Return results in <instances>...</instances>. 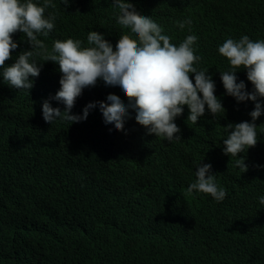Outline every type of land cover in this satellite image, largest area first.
<instances>
[{"label":"trees","instance_id":"obj_1","mask_svg":"<svg viewBox=\"0 0 264 264\" xmlns=\"http://www.w3.org/2000/svg\"><path fill=\"white\" fill-rule=\"evenodd\" d=\"M189 1L129 0L136 11L168 27L174 41L198 37L194 47L203 60L197 67L209 69L223 93L231 110L227 124L249 121L254 102L238 103L225 93L219 71L229 70L228 63L206 45L202 34H187V26H176L186 19L195 27L207 21L204 2L188 6ZM52 3L56 7L46 9V15L54 12L57 17L54 35L46 39L50 45L67 38L86 43L93 30L108 37L117 34L118 9L112 0ZM52 72L60 80L57 64ZM236 75L247 90L252 86L245 70ZM101 85L98 80L96 86ZM7 87L0 76V264H264V235L257 230L260 237L252 235L253 243L249 238L256 217H264L259 203L264 194V143L255 147L258 172L252 179L240 168L228 176L232 164L219 152L227 124L191 125L193 132L183 133L176 144L138 129H133L134 141L119 142L106 130L92 131L95 108L74 124L62 119L46 123L39 100L28 99L21 110L13 106L7 111ZM82 95L73 114L82 115L90 103ZM52 101L63 110V104ZM184 112L188 116L187 106ZM31 140L43 146L41 153L46 151L37 166L26 154ZM171 146L180 156L163 161ZM159 147L162 153L154 161L143 162L147 151ZM201 161L212 165L218 185L226 190L223 201L203 193L184 194ZM237 232L242 235L236 240Z\"/></svg>","mask_w":264,"mask_h":264},{"label":"clouds","instance_id":"obj_2","mask_svg":"<svg viewBox=\"0 0 264 264\" xmlns=\"http://www.w3.org/2000/svg\"><path fill=\"white\" fill-rule=\"evenodd\" d=\"M202 1L208 13L205 23L195 27L191 19H186L177 21L176 26L181 30L187 26V34H202L208 39L206 45L228 63L229 70L219 71L225 93L238 103L254 102L249 121L227 124L231 110L225 105L223 93L216 88L209 69L197 67L203 60L194 47L198 37L188 35L174 41L168 27L146 12L141 15L129 0H112L118 9L116 35L108 37L93 30L88 32L86 43L67 38L51 45L46 39L54 35L57 17L54 12L46 15V9L56 7L52 0H43L42 5L33 0H0V76L9 85L4 95L8 100L6 110L12 111L13 106L21 110L28 99L39 100L43 102L42 118L46 123L62 119L74 124L86 120L95 108L92 131L106 130L119 142L129 143L135 139L133 129L176 144L183 133L193 132L191 125L209 123L223 128L227 124V135L219 146L220 155L232 164L227 175L240 168L252 179L258 172L254 150L264 143V0H190L187 5ZM69 2L62 0L64 5ZM56 64L60 80L52 72ZM239 70L246 71L253 87L247 90L243 80L238 82ZM98 80L104 85L96 86ZM81 95L90 103L82 115L73 114ZM52 100L63 104V110L53 107ZM128 117L132 120H126ZM27 147L30 164L37 166L46 151L41 153L43 146L32 140ZM161 153L162 147L147 151L143 162H152ZM260 154L264 160V149ZM178 156L179 149L171 146V153L167 152L162 160ZM193 193L210 195L217 202L225 199L226 190L218 185L211 164L201 161L196 167L195 180L184 194ZM259 203L264 205V194ZM255 210L253 207L251 211ZM250 228L253 243L252 235L260 237L258 231L264 235L262 214ZM240 233L234 237L236 240Z\"/></svg>","mask_w":264,"mask_h":264}]
</instances>
